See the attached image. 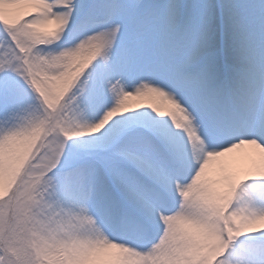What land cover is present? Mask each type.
I'll use <instances>...</instances> for the list:
<instances>
[{"label":"snow or ice","instance_id":"6c2138e0","mask_svg":"<svg viewBox=\"0 0 264 264\" xmlns=\"http://www.w3.org/2000/svg\"><path fill=\"white\" fill-rule=\"evenodd\" d=\"M0 264H264V0H0Z\"/></svg>","mask_w":264,"mask_h":264}]
</instances>
